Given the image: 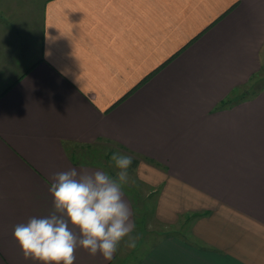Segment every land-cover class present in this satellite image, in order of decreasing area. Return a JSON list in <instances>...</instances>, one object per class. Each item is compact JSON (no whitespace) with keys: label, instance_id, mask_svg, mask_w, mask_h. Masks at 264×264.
<instances>
[{"label":"crops","instance_id":"obj_1","mask_svg":"<svg viewBox=\"0 0 264 264\" xmlns=\"http://www.w3.org/2000/svg\"><path fill=\"white\" fill-rule=\"evenodd\" d=\"M263 84L264 0H0V264H34L15 225L57 173L106 171L96 143L133 158L136 238L129 193L154 200L137 264H264Z\"/></svg>","mask_w":264,"mask_h":264},{"label":"clouds","instance_id":"obj_2","mask_svg":"<svg viewBox=\"0 0 264 264\" xmlns=\"http://www.w3.org/2000/svg\"><path fill=\"white\" fill-rule=\"evenodd\" d=\"M132 159L113 152L114 174L103 168L57 173L49 186V213L13 229L24 259L34 264H74L79 249L92 257L99 255L108 264L122 243L134 248L135 224L123 195Z\"/></svg>","mask_w":264,"mask_h":264},{"label":"rangeland","instance_id":"obj_3","mask_svg":"<svg viewBox=\"0 0 264 264\" xmlns=\"http://www.w3.org/2000/svg\"><path fill=\"white\" fill-rule=\"evenodd\" d=\"M39 19V25L41 20V15ZM264 85V84H263ZM78 150V148H77ZM79 150L89 151L86 154V158L89 162L93 164H99L104 166L106 171L111 174L115 173L114 162L111 160V156L113 152L124 153L121 149L113 147L111 144L106 143H96L92 147L89 148H80ZM126 154V153H124ZM128 155V154H127ZM132 165V164H131ZM130 169V168H129ZM132 173H129V179L131 178ZM130 181V180H129ZM141 192V191H140ZM130 196L134 202V208L136 212V221L138 226V235L139 243L136 238V245L134 248H128L126 246V252L129 251L126 257H120L117 261V264H137L138 261L143 257L146 250L150 247L154 239V233H161L156 229L151 223L152 217L154 215V200L144 199L143 192L142 197H139L138 194H135V191H131ZM150 221V222H149ZM188 226L185 224H180L174 228L168 229L167 234L179 235L187 238L186 231Z\"/></svg>","mask_w":264,"mask_h":264}]
</instances>
